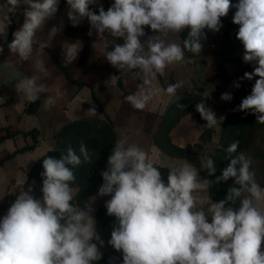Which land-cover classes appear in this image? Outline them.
<instances>
[{"label":"clouds","instance_id":"obj_1","mask_svg":"<svg viewBox=\"0 0 264 264\" xmlns=\"http://www.w3.org/2000/svg\"><path fill=\"white\" fill-rule=\"evenodd\" d=\"M8 11L14 12L26 5L22 26L13 33L8 44L17 64L33 60L36 73L48 74L43 51L61 30L53 26L47 40H40V32L48 19L58 12L59 0H6ZM67 17L73 26L87 18L91 29L101 38L107 32L122 40L104 49L106 60L120 72L139 70L144 81L138 91L125 100L137 110H144L162 91L152 81L157 74L172 64L185 62V51L199 54L204 29L218 32L221 18L235 8L233 23L239 25L237 39L241 41L243 62L253 64L252 72L241 79L255 80L251 93L242 99L238 111L256 116L264 124V0H114L98 14L90 7L97 0H66ZM144 26L158 35L142 42ZM7 24L0 26V37L6 38ZM187 30L183 44L168 40ZM91 31L89 35H91ZM81 50L79 41L65 43V66L76 60ZM3 52V47H0ZM118 76L107 82L115 84ZM40 76L15 74V90L27 101L36 102L48 91ZM236 88L239 82L234 83ZM182 82L170 84L163 91L175 95ZM207 96V93H205ZM222 100L232 95L224 93ZM57 97L47 96L45 109L55 105ZM196 111L208 127L217 124L216 114L196 104ZM87 115L95 116L91 107ZM239 142L226 149L235 153ZM80 155L68 147L66 154L56 159H43L42 201L28 191L21 192L0 219V264H93L99 250L92 241L100 240L95 231L89 208L74 206L75 181L73 168L90 159L87 147L81 143ZM208 175L216 172L215 161L209 157L203 162ZM239 165V166H238ZM251 160L244 153L229 159L228 165L215 181L201 178L199 169L189 163L169 169L167 182L161 171L149 160L148 154L128 137L117 140L108 157L107 170L102 173L104 183L100 196L111 195L106 202L108 215L115 216L119 227L111 233L109 243L123 253V264H264V187L250 171ZM71 166V167H69ZM233 180L227 195L218 202L204 206L201 196L213 183ZM239 201V207L234 208ZM211 217V222H209ZM101 244L103 241H100Z\"/></svg>","mask_w":264,"mask_h":264},{"label":"crops","instance_id":"obj_2","mask_svg":"<svg viewBox=\"0 0 264 264\" xmlns=\"http://www.w3.org/2000/svg\"><path fill=\"white\" fill-rule=\"evenodd\" d=\"M114 3V0H97L91 5L93 11L97 12L100 6L105 11ZM238 0H232V4ZM21 4L14 12L8 11L6 0H0V26L7 24L5 41L13 37L24 22V8ZM69 8L66 0H59L58 12L55 17L45 22L43 29L37 33L40 40H47L48 32L56 26L61 30L51 40L49 47L43 51L45 67L48 74L36 73L32 67L33 60L16 63L18 56L12 54L8 44L2 46L0 52V137L6 133L5 128L20 131L14 136L5 137L0 140V202L5 198L16 194L18 196L23 191L31 189L30 194L42 201V185L36 177H30L29 173L40 156L56 147V133L66 122L77 118L101 116L111 120L114 124L117 140L124 136L128 137L130 144H136L142 148L154 163L170 168L179 167L184 163H189L199 169L202 178L203 161L205 157L216 152L219 147L220 133L224 118L232 108V102L221 99L222 94L229 93L241 88L248 87L255 82L253 80L240 78L245 72H252L254 65L243 62L244 48L237 35L226 34L229 26L233 23L235 8H232L226 17L221 18L222 27L218 32L204 29V35L200 43L202 49L196 57L187 55L185 51V62L169 65L163 74H157L152 81L154 87L160 91L144 110H137L131 106L125 97L138 91L143 84V74H136L139 70L130 72H120L114 68L104 57V49L115 43H122V40L111 37L107 32L104 37L96 34L94 29L84 18L77 26H73L68 20L67 12ZM238 28L239 25L235 24ZM91 31V35L89 32ZM145 36L142 42H146L151 36L158 33L151 30L149 26H144ZM182 33L170 35L168 40L183 44ZM79 41L81 50L71 64L65 66L63 56V46L67 43ZM21 73L23 76L31 77L33 74L39 75L38 83L46 85L48 91L44 93V98L39 104L36 112H28L25 107L29 101L15 90V74ZM112 76H118L115 84L107 83ZM210 93V100L206 107L210 108L218 119L214 126L212 139L204 146L203 153L196 161H191L186 157L171 156L154 144L153 136L160 125L161 117L166 112L170 103L178 96L187 94L192 86L193 79ZM182 82V87L178 88L175 95L166 94V89L170 84ZM239 82L240 87L236 88L234 83ZM57 97L54 106L45 109L43 102L47 96ZM94 107L95 116L87 115L89 108ZM38 130L37 143L28 150L17 151V149L34 143L31 134H24L23 131ZM204 128L197 119L193 111L184 114L177 125L171 131L172 141L178 146H186L196 143L201 139ZM203 179V178H202ZM73 194L77 187H73ZM204 198V206L215 202L211 197L209 188L201 193ZM17 198V197H16ZM111 199V195L100 196L93 194L89 201V215L94 220L96 229V213L100 207ZM11 201L5 207H0V219L8 212ZM81 210H87L82 209ZM211 222V217L208 218ZM119 227V221L112 216L101 232L98 250L99 258L107 255L109 264H116L123 260L122 251L114 249L109 243L111 233ZM264 251V244H262ZM98 258V259H99Z\"/></svg>","mask_w":264,"mask_h":264},{"label":"trees","instance_id":"obj_3","mask_svg":"<svg viewBox=\"0 0 264 264\" xmlns=\"http://www.w3.org/2000/svg\"><path fill=\"white\" fill-rule=\"evenodd\" d=\"M238 29L239 28L232 23L226 34L229 36L235 35L237 34ZM182 37L183 39L187 38V30L183 31ZM12 39L13 38L10 37L5 41L0 40V47L9 44ZM187 55H190L193 58L197 56V54H193L189 51H187ZM240 81L242 82L241 78ZM254 83L255 82L248 87H241L231 93L232 108L224 118L220 133L219 147L216 152L210 153L205 157V160L211 157L215 161L216 172L213 176H209L208 170L204 168L202 170V178H208L215 181L216 177L220 176L222 170L228 165L230 158H234L240 153H244L246 157L251 160L250 171L254 172L256 182L264 187V124L256 122V116L254 114L237 110L242 99L251 93ZM205 93H207V96H205ZM43 98L44 93L40 95V99L36 102H28L25 110L28 112H36ZM209 100L210 93L205 90L196 78H194L190 91L185 95L175 98L168 106L166 112L162 115L160 125L153 136L154 144L171 156L186 157L191 161H196L203 153L205 144L212 139L214 133V126H207V122L203 120L200 114L196 111V104L204 101L206 106ZM190 111L195 113L197 119L202 124L204 128L203 134L201 139L196 143L188 144L186 146H178L172 141L171 131L180 121L181 117ZM5 130L6 133L0 137V140L5 137L14 136L20 132L18 130H11L8 127L5 128ZM23 133L31 134L34 138V143L25 145L24 147L17 149V151L31 149L37 143L38 130L33 129L30 131H23ZM116 141L117 135L114 124L111 120L105 117L96 116L70 120L58 129L56 133V147L50 149L38 158L34 163L29 176L36 177L43 183L44 177L42 174L44 172V158L51 156L59 159L61 158L62 153L66 154L68 147H71L77 155H80V144H85L90 159L84 161L83 156H81L82 163L73 168L75 181L70 184V187H77V191L73 194V200L71 203L78 208L87 209L89 207L90 197L93 194L98 193L99 188L104 183L102 173L107 170L108 157L111 155L112 148ZM234 142H239L236 152L227 153L226 149ZM3 161L4 159L0 160V163ZM154 165L159 168L162 178L166 183L168 171L171 168L158 163H154ZM231 186H233L232 179H229L227 182L213 183L209 187L210 195L215 202H218L226 197L227 191ZM16 197V194H13L11 198L5 197L0 202V207L7 206L9 201H11L12 204ZM231 206L238 208L239 201ZM111 217L112 216L107 213L106 204L100 207L97 211L95 216V231L99 237H101V232ZM99 241L100 240L94 239L92 243H95L98 246ZM93 264H109L107 255H103L101 258L94 261ZM116 264H123V260Z\"/></svg>","mask_w":264,"mask_h":264}]
</instances>
